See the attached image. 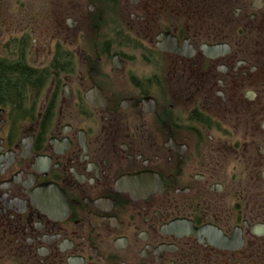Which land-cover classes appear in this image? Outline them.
Here are the masks:
<instances>
[{"label":"flooded vegetation","instance_id":"flooded-vegetation-1","mask_svg":"<svg viewBox=\"0 0 264 264\" xmlns=\"http://www.w3.org/2000/svg\"><path fill=\"white\" fill-rule=\"evenodd\" d=\"M0 264H264V0H0Z\"/></svg>","mask_w":264,"mask_h":264}]
</instances>
